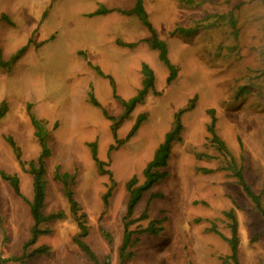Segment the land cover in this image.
I'll return each instance as SVG.
<instances>
[{
    "label": "rangeland",
    "instance_id": "obj_1",
    "mask_svg": "<svg viewBox=\"0 0 264 264\" xmlns=\"http://www.w3.org/2000/svg\"><path fill=\"white\" fill-rule=\"evenodd\" d=\"M142 1L177 69L171 84L168 68L147 43L150 33L128 14L136 0H0V50L8 64L0 66V104H7L0 120V172L17 176L22 195L32 200L29 162L42 152L31 122L35 116L51 154L44 214L64 215L43 225L49 233L30 248L48 246V256L15 262L33 221L28 204L0 176V264H94L74 242L80 230L63 185L54 178L57 166L74 178V198L86 214L85 242L100 264H120L126 184L132 178L144 183L143 171L179 111H184L181 140L173 144L168 177L135 209L133 219L147 208L148 219L130 226L139 241L126 264H226L229 211L238 222L239 263L264 264V218L228 170L230 157L216 149L207 131L208 111L214 110L216 134L264 207V89L247 90L250 82L264 79V0ZM102 8L109 12L95 15ZM181 29L192 34L176 31ZM143 63L155 73V90L120 121L118 139L126 140L139 116L145 120L109 154L116 143L104 111L115 119L125 113L115 97L128 102L137 95ZM90 95L101 107L90 102ZM9 137L20 149L23 167ZM92 143L110 174L98 171ZM110 188L104 210L102 198ZM150 222L156 223L157 234L138 235Z\"/></svg>",
    "mask_w": 264,
    "mask_h": 264
},
{
    "label": "trees",
    "instance_id": "obj_2",
    "mask_svg": "<svg viewBox=\"0 0 264 264\" xmlns=\"http://www.w3.org/2000/svg\"><path fill=\"white\" fill-rule=\"evenodd\" d=\"M109 11L102 8L98 10L95 15H104L107 14ZM136 15L142 25L148 30L151 35V39L147 41L149 47L158 53L160 61L168 68L169 70V77L167 79V84H171L177 78V69L170 63L168 58V49L166 43L158 37L156 34L152 24L148 20V16L143 7L142 0H136L134 8L128 13ZM182 34L191 35V30H176ZM128 46V45H124ZM131 47V46H129ZM26 51V47L19 50L18 53L13 57L12 62L19 60V58L24 54ZM0 66L6 68L8 64L4 63L3 57L0 50ZM100 75L102 72L99 69H96ZM142 87L138 91L137 95L129 100L128 102L122 101L118 97V99L125 108V113L119 118L115 119L110 117L106 111H104V116L108 120H110L113 124L111 127L113 139L116 145H112L109 149V154H111L115 149L121 147L127 140L133 137L139 130L142 122L145 120V116L141 115L138 117L135 125L133 126L132 130L130 131L126 140H119L117 137L118 125L120 121L122 122L124 119L128 118L133 110L140 104H142L145 100V97L148 95L150 91L155 90V73L151 69V67L143 63L142 64ZM113 83V82H112ZM249 87H247L248 91L255 90L257 88L264 89V79L261 81H252L249 83ZM264 98V97H263ZM90 102L97 106L101 107L100 104L94 99L92 95H90ZM7 113V104L2 102L0 104V120L6 115ZM184 114V111H179L175 117L171 131H169L164 141L159 145L156 149L152 160L147 164L146 168L143 171L144 176V183L139 185L136 178H132L126 184V190L129 194V200L127 203L126 215L124 217V224H123V237L122 243L119 248V258L120 264H126L127 261L131 260L135 255L132 252V248L137 244L139 241V237L134 238L136 232L130 230V226L145 221L148 219L147 211L141 215L139 219H133V215L135 212L136 207L142 200L144 194L150 191L155 185H157L162 180H165L168 177L167 168L169 166V161L171 158L173 144L176 141H180V134L183 130V125L181 121V117ZM209 116L211 117V121L207 126V131L212 137V142L216 149H218L223 154L230 157L228 163V170L232 172L233 177L237 180L238 185L243 190V192L247 195L249 199H251L255 209L257 212L264 218V207L262 204L261 196L257 195L253 192L251 187L246 183L242 170L238 168L236 161L231 158L232 155L230 154L226 144L218 137L216 134V117L215 111L209 110ZM31 122L33 127L36 129V137L42 149V152L37 159V161L29 162V174L32 176L33 181V198L31 201L27 200L21 193L20 190V182L17 176L8 175L4 172H0V176L7 181L10 186L12 187L15 195L22 199L26 204H28L33 225L30 229V238L24 244V251L21 256L14 257L12 260L18 263L25 262L27 259H32L36 256H48L50 252V248L48 246H40L30 251V248H33L39 240L40 236L47 235L49 233L48 230L41 228L43 225H46L49 222L54 220H60L64 218L63 213L52 214L46 216L44 214L45 206H46V160L50 157V150L48 147V136L45 135L43 126H41V122L38 121L35 116L31 115ZM6 141L12 148L13 152L16 155V158L20 164V166H24V162L21 160V152L20 149L15 144L12 138H6ZM92 153V158L97 166L99 172L103 174H110L109 172H105L103 167L105 166L104 162L100 161L97 156V145L96 143H92L89 145ZM55 180L60 182L63 185V193L67 202L69 204L70 212L78 225L80 230V234L74 238L75 244L80 248V250L94 263L100 264L97 256L92 252L91 248L85 242V238L88 236V228L86 226V214L82 212V208L80 204L75 200L74 193L71 187L74 178L68 173H62L61 168L57 166L55 168L54 174ZM112 188L108 189V191L104 194L102 198V202L104 205V210L107 209L109 205V198L111 197ZM155 197V196H154ZM225 216L229 220V230L231 236L229 238H225V241L228 243L230 248V255L227 257L226 264H240L239 263V246H240V237H239V229H238V222L236 216L233 211H229L225 213ZM156 223L150 222L149 226L143 230H140L137 234L138 235H145V234H157L156 229L154 228ZM102 235L110 241V236L101 228Z\"/></svg>",
    "mask_w": 264,
    "mask_h": 264
}]
</instances>
